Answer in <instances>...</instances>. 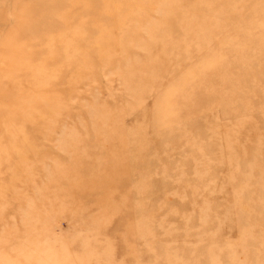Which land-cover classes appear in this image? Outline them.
I'll return each mask as SVG.
<instances>
[{"label": "rangeland", "instance_id": "374dc122", "mask_svg": "<svg viewBox=\"0 0 264 264\" xmlns=\"http://www.w3.org/2000/svg\"><path fill=\"white\" fill-rule=\"evenodd\" d=\"M0 264H264V0H0Z\"/></svg>", "mask_w": 264, "mask_h": 264}]
</instances>
